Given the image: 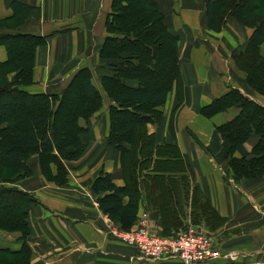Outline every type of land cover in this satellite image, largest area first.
<instances>
[{
  "label": "crops",
  "instance_id": "1",
  "mask_svg": "<svg viewBox=\"0 0 264 264\" xmlns=\"http://www.w3.org/2000/svg\"><path fill=\"white\" fill-rule=\"evenodd\" d=\"M207 1L157 0L164 25L176 39L181 78L168 91L165 104L158 107L160 122L149 123L147 131L157 146H175L185 160L181 164L178 152L164 156L174 166L176 176L190 183L181 230L193 228L211 235L231 256L225 264H264V175L236 180L230 166L232 157L250 158L260 137H250L230 155L231 145L220 129L233 121L239 110L232 108L212 117L203 113L234 88L264 104V99L245 85L246 77L232 58L234 52L246 49L254 29L231 17L222 30H211ZM112 8L113 0H0V34L33 35L45 40L35 49L33 84L24 91L48 94L51 99L50 95L66 88L70 78L88 68L96 79L93 85L104 96L101 78L115 75L108 68L113 60L106 63L100 54L109 35L106 23L112 20ZM8 59L7 48L0 46V62ZM3 76L1 84L10 85L17 72ZM102 104L90 120L80 117L78 121L84 129L80 136L84 151L67 164L68 180L62 186L46 178L37 154L26 161L27 174L16 169L19 174L6 178L5 172L7 182L2 185L35 201L29 205L27 218L29 264H183L180 260L136 261L134 247L113 239L112 229H119L118 223L102 212L98 198L105 193L95 194L92 186L104 172L118 187L129 190V174L123 168L120 151L109 143L111 101L104 97ZM125 146L131 150L129 143ZM147 173L152 172L144 171L143 175ZM175 173L160 172L165 176ZM139 189L136 223L148 214L161 230L156 212L147 202L143 177ZM195 189L223 218L217 229L193 222ZM124 202H131V194L126 193ZM21 236V232L0 229V249L20 250Z\"/></svg>",
  "mask_w": 264,
  "mask_h": 264
},
{
  "label": "trees",
  "instance_id": "2",
  "mask_svg": "<svg viewBox=\"0 0 264 264\" xmlns=\"http://www.w3.org/2000/svg\"><path fill=\"white\" fill-rule=\"evenodd\" d=\"M138 8L141 11L135 14L133 10ZM112 10V20L108 19L106 23L109 37L101 52L107 59L116 60L117 63L111 64L115 75L103 76L101 83L104 86L112 82L117 90L110 97L113 105L110 109L109 143L121 153L123 168L129 174V190L118 187L110 175L104 172L99 173L92 189L97 195L105 193L98 198L102 212L116 221L120 230L128 231L135 226L137 220V203L141 198L140 178L143 177L147 202L156 212L161 234L171 236L185 226L183 218L189 203L190 183L183 176H176L174 166L164 158L172 157L178 152L179 161L185 164L179 150L176 151L175 146H157L154 137L147 131V125L160 122L162 114L158 107L165 104L168 91L181 78L180 66L175 57L176 39L164 25L163 17L157 9V0H138L137 4L132 0H113ZM134 14L141 19H135ZM206 14L213 31L222 30L231 17L236 18L241 25L254 29L246 49L234 52L232 58L237 69L245 74L249 87L264 96V55L261 52L264 44V0H208ZM44 42V38L33 35L0 34V46L6 47L9 54L6 62H0V80L4 73L17 72L12 84L0 83V229L21 232L23 237L20 239V250L0 249V264H29L31 251L27 245V218L29 205L35 202L30 195L2 185L7 182L3 178L5 172L17 169L26 171L27 174L30 170L26 161L31 155L37 154L41 158L43 174L47 176L46 159H53L57 153L69 160H76L84 151L80 141L83 129L78 124V118L82 115L74 114L71 117L73 130L70 135L57 134L55 127L68 100L82 108L90 106L84 104L78 96L65 91L61 102L50 96L53 102H58V106L52 110L49 97L24 91V87L33 84L35 49L44 45ZM20 46H24L26 51L20 52ZM161 53H165L171 62L172 73L161 89L147 90L159 67ZM89 76L88 69L81 70L69 85L78 81L89 99L99 100L98 90ZM121 79L135 81L137 85H123ZM15 97L26 100L24 105H20L19 111L23 107L28 114L31 110L44 113L38 117L31 114V121H19L13 114L4 115L6 111L10 113ZM36 101L43 104H35ZM100 106L95 104L93 109L98 110ZM233 107L239 110V115L220 129L231 145L229 154L232 155L250 137H260L250 158H231L233 178L240 180L260 177L264 175V106L234 88L203 109V113L212 117ZM3 124L6 126L1 128ZM44 127L50 131H46ZM125 143L131 145V150ZM69 148H75V151L69 153ZM144 171L152 173L143 175ZM168 171L175 174H160ZM194 191L191 215L193 222L203 223L212 230L217 229L222 225L223 218L197 189ZM126 193L131 194V202L127 204L124 202Z\"/></svg>",
  "mask_w": 264,
  "mask_h": 264
},
{
  "label": "rangeland",
  "instance_id": "3",
  "mask_svg": "<svg viewBox=\"0 0 264 264\" xmlns=\"http://www.w3.org/2000/svg\"><path fill=\"white\" fill-rule=\"evenodd\" d=\"M132 1H133V3H136V4L138 3V0H132ZM138 9H134L133 10V11H135L134 12L135 14H137V13L139 14V12L141 11L140 9L139 10ZM135 14H134V18L135 19H137V20L141 19L139 15H135ZM108 37H109V35L107 36V38ZM107 38H105V41H106ZM23 47L20 46V50H21L20 52H25L26 51V48H23ZM261 52L264 55V49L263 48L261 49ZM100 54L102 55V52H100ZM102 59H103L104 62H106V63L108 62V59L105 56H103V55H102ZM113 63L116 64L117 61L114 60L112 63H108L109 71L113 70L112 66H111V64H113ZM159 63L160 64H159V67L157 68V72L153 74L154 77H153V79L150 80V84L147 87V90H159V89H161V87L165 84V82H166L167 78L169 77V75L172 73L171 62L165 56V53H163V54L161 53L160 54ZM84 69H88V68H84ZM84 69H82V70H84ZM88 71H89V74H90L89 77H90L91 81L92 82H96V79L93 77V74H92L91 70L88 69ZM74 78L75 77H72V78L69 79V81H67L68 84H67L66 88L62 90L61 93L53 94V95H50V96H53L54 98H56L57 100H59L61 102L63 93L65 91H67L68 93H70V95L73 94L75 96H78L84 102V104H87V106H90V107L89 108H82V107H79L76 104H73L70 100H68L66 102L65 108L61 111V114H60V116L58 117V120H57V124H56V127H55L57 129L56 130L57 134L70 135L72 133L73 125H72V122H71V117H74L73 116L74 114L82 115V117L87 118V121L90 120L92 117H94V115L98 111H100V109L102 108V105H103L102 103H103L104 97H106L109 101H111V104H110V107H109V113H110V109H111V107L113 105L112 100H111L110 97L114 94V92L116 93V91H117L116 87H114V83L109 82L107 84H104V86H103V84L101 83V80H100L101 89H102V92H103L104 96L98 90L99 100L95 99L93 101V100L89 99L90 97L87 96V94L85 93L83 87L80 85V83L78 81L72 86L69 85L70 82H72L74 80ZM116 78H118V77H116ZM245 82H246L245 85H247L249 87L246 79H245ZM0 83H1V80H0ZM121 83L123 85L127 84V86H135V85H137V82L126 80V79H121ZM250 90L253 91L251 88H250ZM253 92H254V94L258 95L260 98L264 99L263 95L259 94L258 92H255V91H253ZM36 95H42V96L44 95V96H46L48 98V94H36ZM51 101H52L51 108L53 110L56 107V104L58 102L57 101L53 102V99H51ZM254 101L257 102L258 104H260L261 106H264V104H261L260 102H258V100L254 99ZM0 102H1V100H0ZM24 102L26 103L25 98L24 99H22V97L13 98L10 113L6 111L4 115L12 116L11 114H13V116L17 117V119L19 121H31L32 120V118H31L32 116L38 117V116H40V115H42L44 113L42 111L31 110V112L28 114L27 110H24L23 107L19 111L20 105H24ZM35 104H43V103L40 102V101H36ZM95 104L96 105L97 104L101 105V108L99 110H94L93 106ZM144 108H147V106H144ZM233 108H235V107H233ZM151 111H152V109H151ZM31 114H33V115L31 116ZM153 118L155 119V115H153ZM79 119H80V117L78 118V121H79ZM129 121H133V119H129ZM50 127H51V124L49 125V129H50ZM44 128L46 129V131H50L48 128H46V127H44ZM80 128H82V127H80ZM42 132H43V129H42ZM47 136H49V135L47 134ZM74 151H75V148H69L68 149L69 153L74 152ZM53 157H54L53 159H46L45 160V168H46L45 170L47 172L46 175L48 176V177L46 176V178L49 181L54 182V183L62 186L66 182V180H68L67 164H69V162H71L73 160H69L66 157L59 156L57 153H56V156H53ZM6 172H7L6 173V178H12L15 175L19 174V172H17V171H6ZM159 231L161 233V230H159ZM20 238L23 239L22 236ZM113 239L116 240L115 238H113ZM118 242H120V241H118ZM135 257H137L136 261H138V260L139 261H141V260L151 261V260H146V259L142 258L138 251H137V254L135 255ZM170 260H178V259H170ZM170 260H160V261H170ZM160 261H158V262H160Z\"/></svg>",
  "mask_w": 264,
  "mask_h": 264
},
{
  "label": "built area",
  "instance_id": "4",
  "mask_svg": "<svg viewBox=\"0 0 264 264\" xmlns=\"http://www.w3.org/2000/svg\"><path fill=\"white\" fill-rule=\"evenodd\" d=\"M113 237L134 247L142 258L151 261L178 259L183 264H225L231 259L215 239L188 228L171 236H163L148 214H144L128 231L112 229Z\"/></svg>",
  "mask_w": 264,
  "mask_h": 264
}]
</instances>
